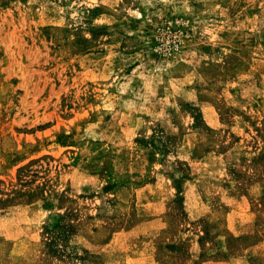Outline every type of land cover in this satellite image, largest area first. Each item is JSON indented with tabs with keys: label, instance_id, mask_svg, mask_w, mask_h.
Instances as JSON below:
<instances>
[{
	"label": "rangeland",
	"instance_id": "374dc122",
	"mask_svg": "<svg viewBox=\"0 0 264 264\" xmlns=\"http://www.w3.org/2000/svg\"><path fill=\"white\" fill-rule=\"evenodd\" d=\"M0 264H264V0H0Z\"/></svg>",
	"mask_w": 264,
	"mask_h": 264
}]
</instances>
